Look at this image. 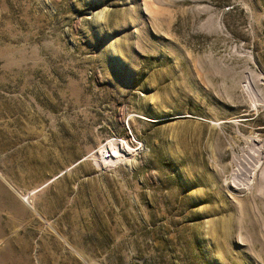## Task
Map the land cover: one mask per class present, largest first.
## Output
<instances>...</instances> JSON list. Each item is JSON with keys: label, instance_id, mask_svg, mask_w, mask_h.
I'll list each match as a JSON object with an SVG mask.
<instances>
[{"label": "rangeland", "instance_id": "rangeland-1", "mask_svg": "<svg viewBox=\"0 0 264 264\" xmlns=\"http://www.w3.org/2000/svg\"><path fill=\"white\" fill-rule=\"evenodd\" d=\"M0 264H264V0H0Z\"/></svg>", "mask_w": 264, "mask_h": 264}, {"label": "bare ground", "instance_id": "bare-ground-1", "mask_svg": "<svg viewBox=\"0 0 264 264\" xmlns=\"http://www.w3.org/2000/svg\"><path fill=\"white\" fill-rule=\"evenodd\" d=\"M113 151H115V148H113ZM109 155H111V156H112V154H111V153H109Z\"/></svg>", "mask_w": 264, "mask_h": 264}]
</instances>
